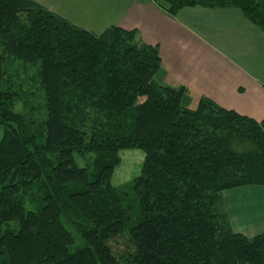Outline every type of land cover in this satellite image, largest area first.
<instances>
[{
	"label": "trees",
	"instance_id": "16d2710c",
	"mask_svg": "<svg viewBox=\"0 0 264 264\" xmlns=\"http://www.w3.org/2000/svg\"><path fill=\"white\" fill-rule=\"evenodd\" d=\"M152 1L172 17L238 8L264 31V0ZM12 58L39 68L38 133L15 109ZM160 72L159 45L137 29L97 34L34 0H0V264H264V232H236L224 203L264 186V118L208 97L193 108ZM128 149L144 153L129 192L112 182ZM76 154L93 158L82 167Z\"/></svg>",
	"mask_w": 264,
	"mask_h": 264
},
{
	"label": "crops",
	"instance_id": "0c3cea01",
	"mask_svg": "<svg viewBox=\"0 0 264 264\" xmlns=\"http://www.w3.org/2000/svg\"><path fill=\"white\" fill-rule=\"evenodd\" d=\"M34 1L97 34L110 26L137 29L142 42L159 45V82L186 87L197 104L208 97L264 118V31L240 9L186 7L172 17L152 0ZM224 203L236 232H264V186L227 190Z\"/></svg>",
	"mask_w": 264,
	"mask_h": 264
},
{
	"label": "rangeland",
	"instance_id": "374dc122",
	"mask_svg": "<svg viewBox=\"0 0 264 264\" xmlns=\"http://www.w3.org/2000/svg\"><path fill=\"white\" fill-rule=\"evenodd\" d=\"M38 71V66L13 58L7 64L6 79L19 92L15 109L23 113L27 119L34 121L32 132L35 133L40 131L41 123L47 118L45 91ZM197 105L196 102L192 101L191 107L195 108ZM1 137L2 132H0ZM75 158L78 165L84 167L92 161L93 155L83 158L76 154ZM121 158L122 163L116 169L112 182L129 192L131 181L141 173L144 153L138 149H128L121 152ZM27 206H30L29 202ZM123 242L124 240L120 239L114 244L116 250H121L124 247Z\"/></svg>",
	"mask_w": 264,
	"mask_h": 264
}]
</instances>
